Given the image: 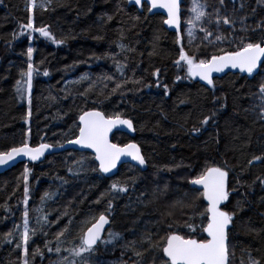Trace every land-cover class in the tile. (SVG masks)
<instances>
[{
	"label": "trees",
	"instance_id": "1",
	"mask_svg": "<svg viewBox=\"0 0 264 264\" xmlns=\"http://www.w3.org/2000/svg\"><path fill=\"white\" fill-rule=\"evenodd\" d=\"M240 1L244 29L219 46L189 51L163 15L128 0H51L32 12L29 0H0V152L24 143L63 146L77 138L80 116L96 110L132 121L134 135L118 133L113 141L138 144L148 166L146 172L125 166L109 179L93 156L69 151L0 175V264H163L166 237L191 234L186 221L206 235L200 213L208 205L191 181L209 167L228 172L221 209L234 214L229 264H264V119L248 113L261 75L230 73L205 85L181 69L185 62L177 64L182 49L199 60L235 51L242 39L264 42V20L256 24L264 6ZM30 20L50 35L24 27ZM29 48L30 113L18 89ZM101 214L111 220L102 242L80 255L68 251L79 250L80 237ZM149 236L156 247L149 248Z\"/></svg>",
	"mask_w": 264,
	"mask_h": 264
},
{
	"label": "snow or ice",
	"instance_id": "2",
	"mask_svg": "<svg viewBox=\"0 0 264 264\" xmlns=\"http://www.w3.org/2000/svg\"><path fill=\"white\" fill-rule=\"evenodd\" d=\"M34 2V0H33ZM222 2V0H221ZM137 5L141 4V0H135ZM192 12L195 13L194 19L189 20L190 25L194 24V21L201 20L205 16V12L201 10L203 5H199L196 0H193ZM152 8H164L167 10L168 18L165 23L169 25H176L179 27V4L178 0H151ZM224 24H228L227 18L223 19ZM219 24V20H217ZM28 29L39 31L44 36H49L50 33L44 28L34 29L31 20L24 25ZM205 31L204 29H201ZM189 37L192 36V28L188 29ZM212 33L206 32V37L211 36ZM217 40H221L219 35ZM242 47H238L235 51H222V54L212 55L209 59L196 60L193 56H189L183 51L180 52L179 60L185 62L187 66V75L190 77H199L203 81H207L208 84L213 83L212 73L223 72L226 68L236 69L241 72H247L252 75L258 68L264 67V42H247L244 43L241 40ZM28 57H32V49H28ZM32 68L31 63L28 64V87L31 88L32 80ZM157 70V74H158ZM47 75V73H45ZM120 85H117L119 88ZM115 91V90H114ZM260 92L264 94V85L260 86ZM81 127L79 128V136L75 140L69 141V143L79 144L87 148H92L96 152L95 159L99 161L100 170L107 173L116 167L117 162L120 161L122 156H129L132 160L138 161L140 165L145 164V159L140 153V149L136 144H127L123 147L117 144L109 142V133L113 127L117 124L127 125L128 128H132V121L129 119H121L117 114L115 117L106 118L103 113L99 111H88L80 116ZM206 118L203 123H207ZM52 147L49 144H40L39 147L31 148L27 143H24L20 147H13L10 151L0 152V165L6 164L8 161L13 160L15 157L21 154L28 156L31 160H38L44 155V152ZM256 159H259L257 157ZM227 178L228 172L221 167H209L197 178L193 179L191 183L193 185H201L203 187L202 196L207 200L208 206L204 213H200L202 220L206 219V225L202 227V233L206 235L197 234L196 227L192 222H185V227L189 229L190 235H181L176 232H172L166 237V243L162 247L163 256L166 259L163 264H229V250H228V232L229 225L233 221L234 214L221 209L220 205L228 199L229 193L227 191ZM264 183V181H261ZM115 188L116 185H113ZM120 191H126L127 189L121 187ZM28 189L25 188V195L27 196ZM27 204V199L25 200ZM24 216H28V211L25 209ZM190 221L194 217L189 218ZM108 223V219L104 214H101L98 219H95L91 223L90 227H87L83 235L80 237L79 250L69 249L74 255H80L82 252L91 251L93 246L101 239V233L104 230V225ZM71 224V220L69 221ZM168 227L171 229L172 224ZM66 230V229H65ZM64 234L61 231L58 236ZM109 235L116 239L119 234L109 233ZM28 221H24V233L23 243L26 246L28 243ZM110 242V241H106ZM134 243V242H133ZM149 248L156 247L151 243V237H148ZM19 247V245H18ZM25 255H27V247L24 249ZM48 251H52L51 248ZM55 251L59 253L60 247H56ZM135 255L142 256L141 252H135ZM67 260V257L64 258ZM25 264L27 261L25 260ZM74 264V262H73ZM259 264V262H254Z\"/></svg>",
	"mask_w": 264,
	"mask_h": 264
},
{
	"label": "rangeland",
	"instance_id": "3",
	"mask_svg": "<svg viewBox=\"0 0 264 264\" xmlns=\"http://www.w3.org/2000/svg\"><path fill=\"white\" fill-rule=\"evenodd\" d=\"M200 4L207 8V15H205L203 22L200 26L196 27L198 35L195 39H189L181 36L182 45L190 51L193 46L198 44H209L211 46H219L223 44L230 35L239 27L244 29L247 20L244 19L242 11L244 10L242 1L240 0H199ZM51 0H29L28 9L32 12L38 8H47ZM198 2V0H196ZM193 0H183L182 4V23L187 28L188 21L191 20V13L193 8ZM264 6V0H257V7ZM206 11V9H205ZM235 17V18H234ZM229 20L228 24L223 23V19ZM219 20V24H217ZM263 17H258L256 24L261 26L263 23ZM200 28V29H199ZM204 29L205 31H202ZM199 30V32H198ZM211 32V36L206 37V32ZM187 32H185L186 36ZM222 37L221 40H217V36ZM29 63L33 65V54ZM181 69L187 71L185 63L181 64ZM261 82L256 88L252 90L251 101L248 109V113L255 119H264V94L260 92V86L264 85V69L260 72ZM34 84V66L32 68V80L31 88L28 87V77L25 75L24 80L19 85L20 103L27 108L28 113L31 110V97Z\"/></svg>",
	"mask_w": 264,
	"mask_h": 264
},
{
	"label": "water",
	"instance_id": "4",
	"mask_svg": "<svg viewBox=\"0 0 264 264\" xmlns=\"http://www.w3.org/2000/svg\"><path fill=\"white\" fill-rule=\"evenodd\" d=\"M129 4L136 7L139 11H143V8L144 6L146 5L148 8H149V11L152 15H155V14H160V15H163L166 20L168 18V15H167V10L164 9V8H152L151 6V0H141V4L140 5H137L135 3V0H128ZM178 4H179V17H180V24H179V27H177L176 25H169L166 23V27L173 33H178L180 30H181V27H182V20H181V11H182V8H181V5H182V0H178ZM263 68V67H262ZM262 68H258L253 74L259 72ZM235 72H241L238 68L236 69H232V68H226L223 72H213L212 73V79H213V82L217 79H222L223 77H225L227 74H230V73H235ZM246 75H249L247 72H242ZM252 74V75H253ZM194 81H197V82H200V83H203V84H206V85H209L207 83V81H203L201 80L199 77H192ZM91 111H96V110H91ZM100 112V111H99ZM102 113V112H101ZM105 116V115H104ZM106 117V116H105ZM107 118V117H106ZM121 119H125V118H121ZM79 127H81V122H80V119H79ZM116 133H121V134H124V135H128V136H133L135 131H134V127H132L131 129L127 127V125H121V124H117L115 127H113L112 131L109 133V142L110 143H114L113 142V136L116 134ZM78 136H79V133H78ZM77 136V138H78ZM76 138V139H77ZM115 144V143H114ZM129 144H136L134 142L132 143H129ZM137 145V144H136ZM52 146V145H51ZM120 147H123L125 145H118ZM138 146V145H137ZM31 148H36V147H39V146H29ZM138 148L140 149V147L138 146ZM76 152V153H89V154H92L94 156V160L95 162L97 163L98 167H99V161L95 159L96 157V152L94 149L92 148H87V147H84L82 145H79V144H74V143H67L63 146H52L50 147L49 149H47L45 152H44V155L41 156L38 160H31L28 156H25L23 154H21L20 156H17L15 157L13 160L11 161H8L6 164H3V165H0V175L2 174H5L7 171L11 170L12 168L20 165V164H26V163H34V162H43L45 161L48 157L52 156V155H56V154H60V153H63V152ZM140 153L142 155V152H141V149H140ZM143 156V155H142ZM125 165H131L135 168H138L141 172H146L148 170V167H147V164L145 162L144 165H140L138 161H135V160H132L131 157L129 156H122L120 161L117 162V165L115 168H113L110 172H103L100 170V167H99V171L107 178H114L121 167L125 166ZM193 188L197 191H202L203 192V187L201 185H193ZM206 203L208 204L207 200L205 199ZM226 201H224L220 207L222 205L225 204ZM99 218V217H98ZM97 218V219H98ZM108 219V223L106 225H104V230L103 232L101 233V239L97 242L96 245L93 246L96 247L100 242L101 240L103 239L104 235L107 233V231L109 230V228L111 227V220L107 217ZM91 226V225H90ZM89 226V227H90ZM230 227V225H229ZM229 233V232H228ZM228 244H229V237H228Z\"/></svg>",
	"mask_w": 264,
	"mask_h": 264
},
{
	"label": "built area",
	"instance_id": "5",
	"mask_svg": "<svg viewBox=\"0 0 264 264\" xmlns=\"http://www.w3.org/2000/svg\"><path fill=\"white\" fill-rule=\"evenodd\" d=\"M194 16H195V14H194ZM201 20H202V18H201ZM201 20L194 21V24H192V26H190L192 28V37L195 36V29H196L197 25H199V23L201 22Z\"/></svg>",
	"mask_w": 264,
	"mask_h": 264
},
{
	"label": "bare ground",
	"instance_id": "6",
	"mask_svg": "<svg viewBox=\"0 0 264 264\" xmlns=\"http://www.w3.org/2000/svg\"><path fill=\"white\" fill-rule=\"evenodd\" d=\"M44 162V161H43ZM34 163H42V162H34Z\"/></svg>",
	"mask_w": 264,
	"mask_h": 264
}]
</instances>
